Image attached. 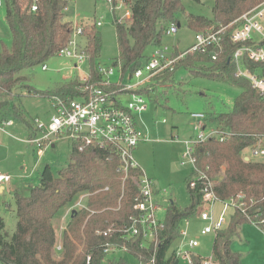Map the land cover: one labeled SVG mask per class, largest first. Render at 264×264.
Returning a JSON list of instances; mask_svg holds the SVG:
<instances>
[{"label": "trees", "instance_id": "1", "mask_svg": "<svg viewBox=\"0 0 264 264\" xmlns=\"http://www.w3.org/2000/svg\"><path fill=\"white\" fill-rule=\"evenodd\" d=\"M2 1L4 21L12 41L10 50L0 51L1 113L12 114L24 123L23 113L19 111L23 91L47 100L53 97L77 99L91 88L104 87L97 62L100 36L92 25V29L83 27L82 30L87 40V82L80 84L74 78L57 83L54 89L45 92L32 88L24 73L57 56L72 38L73 26L64 20V11L70 0H38L35 11L31 10L33 0ZM116 1L120 0H114V4ZM121 1H125L131 18L128 23L113 21L117 59L124 70L132 72L147 58L146 48L160 47L168 26L179 24L177 16L184 13L183 0ZM192 1L200 3L203 0ZM212 1L213 22L227 25L243 13L241 9L246 0ZM185 20L187 27L195 33L211 24L202 16L185 15ZM225 46L228 48L226 53L210 47L206 52L187 54L163 80L171 83L174 72L182 66L193 74L223 80L242 89L232 111L211 118L218 127L230 133L229 137L223 142L212 139L201 143L196 148L195 158L197 167L215 179L214 190L220 199L240 193L245 196L246 213L259 226L264 221V163L245 162L241 153L264 137V100L247 80L234 75L235 67L227 62V58L235 46L229 43ZM179 53L174 50V55ZM214 55L217 59L212 61ZM198 63L211 66L195 67ZM109 150L110 146L87 147L78 152L72 147L68 166L57 171L56 175L45 166L38 185L31 189L29 196L16 195L17 224L10 237L0 219L1 264H100L105 257L103 246L106 243L125 251L139 264H179L171 254V247L179 236L180 221L198 217L204 209L201 194L197 189H190L187 183L189 204L185 208L172 204L167 208L155 241L148 246L142 245L140 237L122 240L117 232L110 237L99 236L96 231L119 229L135 214L136 188L129 178L123 182V174L117 171L118 161ZM84 193L88 194L85 207L71 215L59 243L61 250L57 251L53 222L62 208ZM246 221L244 215L235 213L227 229L215 233L212 254L219 264H241V255L231 250V243ZM260 226L264 230V225ZM193 259V264H200L199 257ZM111 264L128 263L119 258Z\"/></svg>", "mask_w": 264, "mask_h": 264}, {"label": "rangeland", "instance_id": "2", "mask_svg": "<svg viewBox=\"0 0 264 264\" xmlns=\"http://www.w3.org/2000/svg\"><path fill=\"white\" fill-rule=\"evenodd\" d=\"M262 2L264 0H246L241 12L245 13ZM183 7L184 13L177 16L180 24L177 33L164 36L161 45L178 52L186 51L195 43V32L187 27L185 15L202 16L211 21L210 26L199 32L212 30L217 25L213 22L212 0H203L200 3L183 0ZM64 14L66 22H71L73 27L80 26L82 30L83 27L92 29L95 20L101 18L102 25L95 27L100 36L97 62L102 67L113 68V75L109 77V81L111 84L117 82L120 71L119 67L115 66L118 50L113 21L117 19L122 23H128L129 11L125 1H116L112 5L107 0H70ZM11 41V33L4 21L3 1L0 0V51L10 50ZM86 41V37L82 36L81 42L86 45ZM153 49L154 47H147L145 54L148 56ZM74 62L72 59L54 56L44 62L43 65L48 67L47 70H42L41 64L24 75L28 76V83L35 90L49 91L54 89L57 83H66L74 78L78 79L77 76L82 77L88 74V63L85 62L81 70L76 71L73 69ZM202 66L211 65L198 63L195 67ZM170 84L164 89L157 87L153 94H146L147 110L140 115H135L139 129L148 138L146 142L138 144L135 156L139 166L153 184L152 198L158 206L156 219L161 222L165 220L167 208L171 204L185 208L190 202L187 183L192 173V166L188 161L185 165H181L183 160L186 161L183 158L185 150L183 141H190L196 135L193 127L194 120L190 115L204 114L205 131L213 130L218 125L211 118L214 115L232 111L235 99L242 90L223 80L193 74L190 69L182 66L174 72L173 81ZM19 111L23 113L24 123L12 114L0 112V127L5 128L6 131L2 132L0 129V175L9 177L8 181L0 183V219L9 237L15 232L17 224L16 195L29 196L31 189L38 185L40 173L45 166H49L53 175L68 166L72 151L69 138L64 136L52 138L53 147L47 148L39 159L34 147L23 142V139L28 138L31 132L35 133L33 124L35 119L47 121L51 116L52 108L47 99L23 91ZM3 120L5 122L11 120L13 125L3 126L1 123ZM163 120H165L164 123ZM241 154L244 161L247 155L250 161L264 163V155L252 157L249 149L243 150ZM248 161L249 159L245 162ZM87 195V193L81 194L59 211L53 222L57 243L61 242L62 233L71 215L81 207H85ZM209 206L205 204L204 208ZM223 207L224 204L220 200L212 202L211 209L215 218L222 213ZM233 215L234 208L228 207L225 211V224L222 230L227 229ZM204 226L205 223L201 222L197 216H192L180 221L179 230H186L191 237L199 236V246L195 252L201 258L209 259L213 257L215 235L200 236L199 232ZM178 242L179 240L175 241L171 248ZM231 250L241 255V264H264V231L250 221L242 223L238 236L234 237L231 243ZM119 258H123L128 264H139L123 250L105 254L100 264H111Z\"/></svg>", "mask_w": 264, "mask_h": 264}, {"label": "built area", "instance_id": "3", "mask_svg": "<svg viewBox=\"0 0 264 264\" xmlns=\"http://www.w3.org/2000/svg\"><path fill=\"white\" fill-rule=\"evenodd\" d=\"M33 1L34 5L31 10L35 11L38 0ZM107 1L114 5V0ZM130 18L129 12L127 21H130ZM93 25L100 27L102 25L101 18L95 20ZM178 28V24H170L166 35L176 34ZM82 36V27H73L71 40L57 54L58 57L74 60L73 69L76 71H80L81 66L87 61L86 45L80 41ZM226 43L235 46L227 58V62L235 67L234 75L247 80L251 88L264 100V2H262L227 25L217 24L212 30L195 33V43L177 55H174L173 48L156 47L141 66L132 72L124 70L117 59L115 66L119 67L120 75L119 80L113 84L109 81V77L113 75V68L99 65L98 72L103 81V88H91L85 95L77 99L53 97L48 100L52 108L49 119L47 121L34 120L35 133L32 132L25 141L34 147L39 159L47 148L53 146L52 138L63 136L69 138L72 147L76 148L78 152H82L87 147L110 146V154L118 161L117 171L123 174V182L128 178L133 182L137 192L133 204L135 214L123 227L99 230L96 231L97 235L110 237L112 233L117 232L122 240L140 237L143 239V246H148L155 241L156 232L162 226V222L156 219L158 206L155 205L152 198L153 184L135 157L138 144L146 142L148 139L147 135L139 129L135 115H140L147 110L146 94H153L157 87L164 89L171 85L170 82L164 81L163 77L174 71L175 64L179 60L187 54L198 51L206 52L210 47L217 48L219 53H226L228 52ZM216 59L217 55L212 56V61ZM42 70H47V67L43 65ZM127 73H129L128 76ZM87 80L88 75L81 77L79 83L84 84ZM131 80L134 81L131 82ZM190 117L194 120L193 127L196 135L190 141H183L185 147L183 158L186 161L183 160L181 165H185L188 161L192 166L188 186L190 189L199 191L204 205H210L208 208H204L198 216V219L205 223L199 232L200 236L215 235L217 231L222 230L225 224V211L228 207L234 208V214L244 215L248 221L263 230L260 225H264V221H261L258 226L254 221H251L250 215L246 213V201L242 193L225 200L220 199L214 190L215 179L196 165L195 151L198 145L212 139L223 142L230 133L220 127L205 131L203 122L206 117L204 114L194 113ZM2 124L11 125L12 122L8 121ZM249 151L252 157L263 156L264 137H260L257 144L249 148ZM245 157L250 159L247 155ZM8 179V176L0 175V183L8 181ZM219 200L223 202L224 207L219 217L215 218L211 205L213 201ZM198 239L199 236L191 237L186 230L180 231L177 238L179 242L171 249V254L179 264H193V258L198 257L200 264H219L213 257L204 259L195 252L199 246ZM56 249L57 251L61 250L59 243ZM116 250L121 249L109 243L103 246L105 254ZM89 260L88 256L86 262L88 263Z\"/></svg>", "mask_w": 264, "mask_h": 264}, {"label": "crops", "instance_id": "4", "mask_svg": "<svg viewBox=\"0 0 264 264\" xmlns=\"http://www.w3.org/2000/svg\"><path fill=\"white\" fill-rule=\"evenodd\" d=\"M65 11H66V9H65ZM65 11H64V13H65ZM64 15H65V14H64ZM81 41H82V39H81ZM47 69H48V67H47ZM87 75H88V74H87ZM87 75H86V76H87ZM82 77H85V76H82ZM77 78H78V80L81 79V77H79V76H77ZM10 121H11V120H10ZM3 122H5V120H3L1 123H3ZM11 122H12L11 125H3V126H12V125H13V121H11ZM164 122H165V120H163V123H164ZM1 130H2V132H6V131H5V128H3V129H1ZM1 130H0V131H1ZM31 133H32V132H31ZM31 133H30V135H31ZM30 135H29V136H30ZM26 139H27V138H26ZM26 139H23V142H24V143H26V141H25ZM26 144H27V143H26ZM27 145H29V144H27ZM29 146H31V145H29ZM32 147H33V146H32ZM52 147H53V146H52ZM135 153H136V151H135ZM35 154H36V152H35ZM135 157H136V156H135ZM249 161H250V159H249ZM137 162H138V161H137Z\"/></svg>", "mask_w": 264, "mask_h": 264}, {"label": "water", "instance_id": "5", "mask_svg": "<svg viewBox=\"0 0 264 264\" xmlns=\"http://www.w3.org/2000/svg\"><path fill=\"white\" fill-rule=\"evenodd\" d=\"M178 26H180V24H178ZM245 161H247V159H245Z\"/></svg>", "mask_w": 264, "mask_h": 264}]
</instances>
